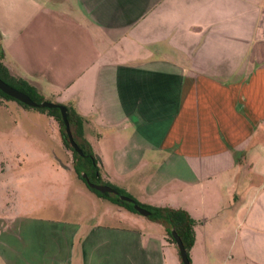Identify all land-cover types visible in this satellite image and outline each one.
Segmentation results:
<instances>
[{
    "label": "crops",
    "instance_id": "crops-1",
    "mask_svg": "<svg viewBox=\"0 0 264 264\" xmlns=\"http://www.w3.org/2000/svg\"><path fill=\"white\" fill-rule=\"evenodd\" d=\"M0 55L83 117L103 184L196 220L191 264L227 230L264 264V0H0ZM121 219L2 210L0 264H182L162 223Z\"/></svg>",
    "mask_w": 264,
    "mask_h": 264
},
{
    "label": "rangeland",
    "instance_id": "rangeland-1",
    "mask_svg": "<svg viewBox=\"0 0 264 264\" xmlns=\"http://www.w3.org/2000/svg\"><path fill=\"white\" fill-rule=\"evenodd\" d=\"M43 100L61 104L52 99ZM91 179L102 184L99 177L92 175ZM2 210L11 215L66 217L75 221L96 219L105 211L121 215L123 222L131 214L140 220L149 219L88 187L75 171L72 152L63 145L58 122L47 107H26L8 98L0 103ZM196 230L201 236L213 235L208 227ZM235 235L236 232L227 230L228 243L207 246L211 254L208 264H249L238 253V240H232Z\"/></svg>",
    "mask_w": 264,
    "mask_h": 264
},
{
    "label": "trees",
    "instance_id": "trees-1",
    "mask_svg": "<svg viewBox=\"0 0 264 264\" xmlns=\"http://www.w3.org/2000/svg\"><path fill=\"white\" fill-rule=\"evenodd\" d=\"M0 78L9 85L29 95L34 101L41 102L43 100L42 95L38 93L35 86L31 85L28 82V80L22 77L11 75L7 67L4 66V64L1 61H0ZM4 98L14 99L0 90V103H2V100ZM18 102L26 107H29L28 105L20 101ZM66 107H67V118L69 121L71 133L74 141L81 148L83 153L82 155H80L78 152L74 150V148L71 146L68 140V136L65 131V126L61 117L60 110L58 108H48V111L58 122L63 145L72 152L75 171L81 178H83L84 181L85 178L82 176V173L86 174V176L91 182H95L94 180L91 179V176L94 175L100 178L99 156L93 151L91 144L84 136L83 117L79 115L74 108L70 106H66ZM107 185L114 188L118 192V194L101 193L98 190L92 189L89 186L88 187L93 191L97 192L100 196L110 197V200L113 203L118 205H125L131 211L138 213L137 210L134 209L133 203L120 199L119 195L123 194L132 198L134 200V203H137L140 206L149 210L150 213L148 217L150 220L157 221L163 224L165 228V234L170 242L176 245V242L172 236V230H174L179 235L189 256V250L193 245L194 237H195L194 226L196 224V220L193 219L187 211L181 208H173L170 206H151V205L142 204L138 202L135 198H133L130 194L122 190L121 188H118L117 186L108 183Z\"/></svg>",
    "mask_w": 264,
    "mask_h": 264
},
{
    "label": "water",
    "instance_id": "water-1",
    "mask_svg": "<svg viewBox=\"0 0 264 264\" xmlns=\"http://www.w3.org/2000/svg\"><path fill=\"white\" fill-rule=\"evenodd\" d=\"M0 90L5 93L6 95L28 105L31 107H37V108H43V107H47V108H58L60 110L61 113V117L65 126V131L66 134L68 136V140L71 144V146L74 148V150L76 152H78L80 155H82V150L81 148L77 145V143L74 141L72 133H71V129H70V125H69V121L67 118V107L63 104H58V103H53L50 101H46L43 100L41 102H36L34 101L29 95H27L26 93L18 90L17 88L9 85L8 83H6L5 81H3L0 78ZM83 177L85 178V181L87 183V185L95 190H98L101 193H113V194H118V192L112 188L111 186L107 185V184H97L94 182H91L88 177L86 176V174H83ZM120 199L127 201V202H131L133 203V207L135 210H137V212L143 216H148L149 215V210H147L146 208L140 206L137 203H134V200L126 195H119ZM172 236L176 242L177 248L179 250V254H180V258L183 264H191L187 250L185 249V246L181 240V238L179 237V235L172 230Z\"/></svg>",
    "mask_w": 264,
    "mask_h": 264
}]
</instances>
